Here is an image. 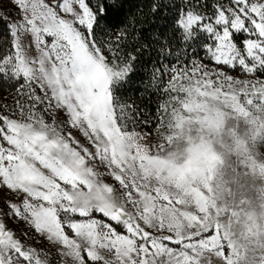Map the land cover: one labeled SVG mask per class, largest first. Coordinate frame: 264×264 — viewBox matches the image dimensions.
I'll use <instances>...</instances> for the list:
<instances>
[{"label": "snow or ice", "instance_id": "snow-or-ice-1", "mask_svg": "<svg viewBox=\"0 0 264 264\" xmlns=\"http://www.w3.org/2000/svg\"><path fill=\"white\" fill-rule=\"evenodd\" d=\"M11 3L14 16L0 10V264H120L145 239L130 210L138 141L170 105L231 81L225 69L264 76V0H156L167 34L148 43L122 26L121 0ZM145 50L159 94L149 117L132 94Z\"/></svg>", "mask_w": 264, "mask_h": 264}, {"label": "rangeland", "instance_id": "rangeland-1", "mask_svg": "<svg viewBox=\"0 0 264 264\" xmlns=\"http://www.w3.org/2000/svg\"><path fill=\"white\" fill-rule=\"evenodd\" d=\"M0 10L15 15L11 0ZM225 70L138 141L130 210L145 239L120 264H264V76Z\"/></svg>", "mask_w": 264, "mask_h": 264}, {"label": "trees", "instance_id": "trees-1", "mask_svg": "<svg viewBox=\"0 0 264 264\" xmlns=\"http://www.w3.org/2000/svg\"><path fill=\"white\" fill-rule=\"evenodd\" d=\"M121 2L123 4L121 19L125 22L122 26H127L133 35L140 36L143 43H148L155 33L167 34L165 32L167 19L163 17V12L166 9H161L160 16H154L151 11L152 5L156 0H121ZM178 2L179 0H159L161 4ZM208 2L212 3L213 0H208ZM144 37H147L148 40L143 39ZM142 59L144 62L143 67L138 68L135 74L134 90L132 94L141 105V109L145 113V116L149 117L156 111V101L159 95L150 85V70L153 59H156L155 52L150 54L148 50H145ZM146 86H148L147 90H145ZM2 90L3 86L0 85V91ZM160 126L161 124L154 128L153 131Z\"/></svg>", "mask_w": 264, "mask_h": 264}]
</instances>
